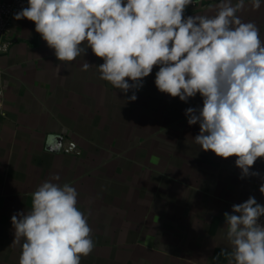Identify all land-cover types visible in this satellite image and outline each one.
<instances>
[{"label": "crops", "instance_id": "obj_1", "mask_svg": "<svg viewBox=\"0 0 264 264\" xmlns=\"http://www.w3.org/2000/svg\"><path fill=\"white\" fill-rule=\"evenodd\" d=\"M217 3L184 15H214ZM237 15L264 40V0L259 9L245 0ZM14 16L0 55V264H18L11 217L30 211L54 175L77 190L92 229L95 247L80 264H228L224 213L249 197L264 205V159L250 169L259 176L241 178L236 157L195 143L200 127L185 110L202 107L199 94L186 103L161 93L154 67L130 101L133 90L100 79L103 60L90 48L61 62L33 22Z\"/></svg>", "mask_w": 264, "mask_h": 264}, {"label": "clouds", "instance_id": "obj_2", "mask_svg": "<svg viewBox=\"0 0 264 264\" xmlns=\"http://www.w3.org/2000/svg\"><path fill=\"white\" fill-rule=\"evenodd\" d=\"M253 9L262 0H250ZM193 0H27L14 16L35 24L61 62L88 48L103 60L100 79L135 101V91L154 67L155 86L188 102L197 94L202 107L185 110L199 124L194 141L204 151L236 157L241 178L264 159V40L254 22L237 15L245 0H219L214 15L185 17ZM91 65L86 61L82 70ZM131 81V83L129 82ZM54 175L32 193L30 211L11 217L18 264H80L95 247L78 192ZM264 193V184L260 186ZM264 205L254 197L225 212L228 264H264Z\"/></svg>", "mask_w": 264, "mask_h": 264}, {"label": "built area", "instance_id": "obj_3", "mask_svg": "<svg viewBox=\"0 0 264 264\" xmlns=\"http://www.w3.org/2000/svg\"><path fill=\"white\" fill-rule=\"evenodd\" d=\"M201 3L202 0H193L186 10L198 9ZM27 6V0H0V55L6 53L11 45L6 32L12 16ZM258 222L264 225V216L260 217Z\"/></svg>", "mask_w": 264, "mask_h": 264}]
</instances>
